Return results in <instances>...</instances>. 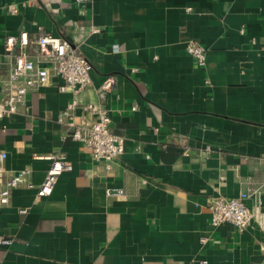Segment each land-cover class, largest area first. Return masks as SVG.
Here are the masks:
<instances>
[{"label": "crops", "instance_id": "crops-1", "mask_svg": "<svg viewBox=\"0 0 264 264\" xmlns=\"http://www.w3.org/2000/svg\"><path fill=\"white\" fill-rule=\"evenodd\" d=\"M37 28L91 64L81 102L114 78L106 106L123 153L106 170L66 136L57 118L71 95L58 77L26 94L0 120V190L21 169L40 185L49 161L36 155L64 154L72 169L49 196L11 190L0 264H264V0H0V53L6 36ZM189 42L206 49L203 67ZM254 189L243 231L210 227L209 199Z\"/></svg>", "mask_w": 264, "mask_h": 264}, {"label": "built area", "instance_id": "built-area-1", "mask_svg": "<svg viewBox=\"0 0 264 264\" xmlns=\"http://www.w3.org/2000/svg\"><path fill=\"white\" fill-rule=\"evenodd\" d=\"M73 2L80 6L89 4L91 0H73ZM9 13L17 14L18 10L10 6ZM90 31L98 32L94 28ZM30 44L34 46V53L28 51ZM185 49L197 67L205 65L206 49L202 45L189 42ZM113 51H117L115 46ZM3 65L8 66L6 76L1 75ZM91 69L88 60L66 39L52 36L40 28H37L32 39L25 31H20L17 36H6L0 53V88H2L0 120L15 114L24 103L26 94L48 84L50 77H58L62 82L57 87L58 91L70 93L71 100L58 115L57 122L64 126L68 138L89 151L92 160L103 163L106 170H110L112 164L123 153V138L111 132V118L106 106V96L114 85V78L105 77L95 89L96 102L83 103L80 101V96L91 84ZM6 157V153L0 151V163ZM35 158L49 161V167L41 184L35 186L28 180L29 169L13 172L7 176L4 187L0 190V206L7 205L11 190L20 186L34 190L37 198L49 196L57 178L72 169V164L61 153L48 156L36 155ZM257 194V190L254 189L239 192L232 198L218 196L209 199L207 208L210 212V227L215 228L222 223H230L238 231H243L254 218V213L246 205V201L255 198ZM105 195L116 199L125 197L124 191L118 188L106 189ZM26 211L21 209L19 213L25 214ZM201 242L204 243L205 239H201ZM11 243V239L0 237V247L9 246Z\"/></svg>", "mask_w": 264, "mask_h": 264}]
</instances>
